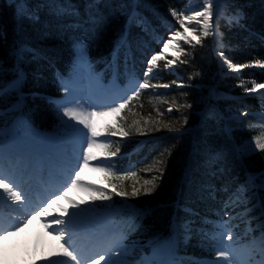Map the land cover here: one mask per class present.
<instances>
[{"label": "trees", "instance_id": "1", "mask_svg": "<svg viewBox=\"0 0 264 264\" xmlns=\"http://www.w3.org/2000/svg\"><path fill=\"white\" fill-rule=\"evenodd\" d=\"M28 1H26L28 3L27 11L24 12L25 16L22 18L23 30L19 34L22 38L18 42L14 20L18 21L17 19L21 18L22 15L18 18L14 9L8 7L5 0H0V62H3L5 69L8 70L5 76L10 75L13 68L10 67L11 63L8 58L15 45L20 44V47L26 52L36 53L37 56L45 60V48L56 43L57 40L55 39L59 37V32L51 21V18L54 17L53 13H56L54 6L59 3H54L49 10L47 8L45 13L38 14L40 12L33 9L35 0ZM131 1L126 3V9L132 6L130 5ZM147 1L151 6L146 9L149 11H146L145 14L154 26L160 24L161 18L166 17L169 10H179L183 2L182 0ZM226 1L227 3L224 4L225 11L230 15L239 16L240 20L238 24L231 27H227V24L219 27L223 44L221 50L232 63L248 65L244 67L246 70L241 74V78L236 80L234 77L219 73L218 62H216L213 51H211L213 44L211 39H202L201 44L193 42L192 45L181 46L184 51L179 53L180 59L187 61V63H176L177 73L181 80H178L173 74L166 75L162 71L160 79L154 80L153 85L170 86H151L150 91L139 94L136 99L130 102L129 107L123 110V121L121 118L117 121V127H123L124 130L130 132V135L128 137L114 136L116 147L119 145L122 150L132 151L137 146L134 144L139 143V141H150L143 152L144 155H140L143 167L141 172L135 177L121 182L113 179V183H111L112 187L113 184H119L131 192L133 184L140 188L145 180H154L155 188L151 194L145 195L141 191L139 196H127L140 207L150 208L154 211L148 222L149 228L150 226L152 228L150 232H154V230H159L161 233L166 232L170 223L169 220L174 216L172 215V206L174 205L173 202L176 201L177 186L182 185L183 188V195L177 199L179 201L176 213L178 218L184 219L188 213H202L203 215L220 213L224 207L223 198L215 199L209 195H213L215 192L227 198L225 186L229 190H234L245 183L248 173L264 170V151L255 148L256 138H264V119L259 120L253 116H248L240 122L229 121V129H231L233 136L230 140L223 130L220 119L225 111L224 107L228 104L227 101L209 99V95L213 96L215 92H222L230 96L242 95L246 92V88L253 87L251 82L264 84V69L256 70V66H259L257 61L264 64V0ZM66 2H72L69 4L78 7L76 14L67 15V18L76 20L79 18L78 20H85L91 26V32L88 33L92 34L91 37L94 38L95 43L92 46L88 45L87 48L89 47L90 53L97 56L98 60L101 61L99 67L105 71L108 58L114 49L120 45L118 41L121 40L123 30L126 28V17L123 16L122 19L118 20L112 10H106L105 7L98 5L95 9H81L82 0H66ZM32 9L34 10L32 13L38 16V19H33V21L27 17V13ZM92 14L95 15L96 19L92 17ZM48 15L49 20L47 19ZM62 19L56 21L62 24H67L70 21L63 22ZM152 19L156 22H153ZM50 23L53 26H50ZM146 43H148L147 39ZM73 44L74 42L67 41L66 45H56L54 51L56 57L59 58L61 54L68 57L70 55L68 49ZM23 58L20 62L23 61ZM66 61L59 66L64 65ZM42 64H45V61L43 62L42 59L38 58L34 61L33 67L30 68L28 64L27 68L31 70L30 81L35 87L33 91L47 94L49 84L48 81H45L46 75H44L47 72V64L45 66ZM159 65L160 68H164V61H160ZM216 79L220 80L218 85L221 88L209 93V89L214 85ZM174 81L175 83H173ZM242 82L244 87L240 88ZM208 102L209 105H206ZM187 105L191 107H187ZM257 105V101L254 99L245 103L229 102L230 109L238 112L251 110ZM0 106L2 107L1 104ZM169 108L172 109L171 112L168 111ZM205 108L208 112L213 113L214 117L212 119L207 118L195 141L196 147L190 164L195 176L193 175L192 179L187 176L185 182H181L183 180L181 173L184 170L192 144L190 141L191 133L188 130L185 132V129L195 126L198 121V112ZM216 109H218L220 118L215 116ZM47 110L48 107L41 103L34 109V113L42 117H39L38 121L44 124L48 123L51 116ZM185 118L187 123H185ZM218 137H223V139L221 138L223 142L217 143L215 140ZM241 151L245 153L242 158ZM146 152L149 153L146 154ZM215 153H222V159L219 162L209 164L208 157ZM203 165H212L213 169L204 170L201 168ZM157 169H161L163 175ZM218 172V178L212 175V173ZM251 195L253 194H250V191L246 193L245 205L235 209H227L229 216L235 219L241 228L247 218L252 219V221L255 220V216L264 219V208L257 207L255 205V202L258 201L257 196L251 199ZM258 195L261 204L264 203V190L260 189ZM202 201H206L204 204L207 206L212 204V207L208 210L198 209V205ZM245 206L249 209L247 214L244 211Z\"/></svg>", "mask_w": 264, "mask_h": 264}, {"label": "snow or ice", "instance_id": "2", "mask_svg": "<svg viewBox=\"0 0 264 264\" xmlns=\"http://www.w3.org/2000/svg\"><path fill=\"white\" fill-rule=\"evenodd\" d=\"M212 3L217 5V9H219L220 0H209L208 3L202 5V10L192 9L190 7L177 9H171L170 15L175 18L176 22L181 26V28H187L189 25H186V21L195 22L191 25V31L194 34L195 44H201V37H207L209 35H213L217 38V42L219 43L220 38L222 37V33L219 31V24H213L212 17ZM89 4L91 7L97 6V0H89ZM188 12L190 14L186 15ZM57 14L60 15H75L76 12L74 9L70 7L69 3H65L63 5H59L57 7ZM24 15V13H22ZM27 17L29 19H38V16L35 13L28 12ZM138 20L141 21V27L147 31V28L144 25L143 18L137 17ZM232 20H237L236 17H233L228 21V23H232ZM238 23V20H237ZM199 32V35L196 33ZM177 37H181L184 43L188 45L193 44V40L189 39L187 35L182 33L179 29L175 28V26H170L165 35L159 36L156 39V43L161 45L160 51L152 50L150 54L144 59V63L146 64V69L143 71V82H139V78H137V83L132 89V94L127 95L126 97L121 98L122 102L116 103L114 106H106V110L104 111H96V110H87L84 105L76 104V107H68L66 105L62 106L64 108L63 115L70 117L72 120H75L78 125H82L83 127H77L76 125H70V127L79 133L82 136L80 151L76 157V163L72 166V171L69 172L68 179L64 182L61 188L52 194V196L48 197L43 203H41L38 207L32 209L31 212L24 214L23 220L18 221L14 228L16 231L20 230L21 225L29 219L33 213L35 216L45 218L47 214V208L45 204L49 206L51 204H56V202L60 199H66L67 197L63 194L64 189L67 188L69 191L76 187H85L94 190L98 195L92 197V200H110L111 195L102 188H95L92 185L84 184L81 181L80 173L87 167L93 166L96 171L102 172L106 177H111L117 181H123L129 179L131 177H135L136 173L132 171H128L122 174H117L116 165L113 163V158L117 157L120 149L116 148L115 151H110L111 141L107 139L105 136L104 139H101L102 132L101 129L97 126V121L105 116L109 115H119L122 110L129 107L130 102L139 96L140 91L152 87L162 86L169 87L170 85H150L149 81L153 78V74L157 70L158 63L160 61H164V68L170 69L175 63H187V61L181 60L180 56L177 55L169 59L166 53L163 51L168 48L170 44L176 45L175 51L178 53H182L184 50L179 47L181 44L180 39H176ZM126 39V38H125ZM15 52L22 54L23 48L18 47L14 49ZM219 58L222 60L224 64L227 65L228 69L233 70L236 73H239L242 68L247 67L248 65H237L232 63L227 57L224 56L223 51L219 52ZM260 67H264V64H261L259 61L256 62ZM7 69H5L3 62H0V97L15 94L19 92V87L22 84L23 72L15 65L12 69L13 79L8 81L5 78L7 73ZM175 83V81L173 82ZM243 85V82H242ZM257 89H264V84H256L253 82L252 88H246L245 91L249 93L256 92ZM262 97H264V93H260ZM69 103H75V101H70ZM187 107H191L187 105ZM169 112L172 111L171 108L168 109ZM123 117H121V121H123ZM185 123H187V119L185 118ZM87 130V131H85ZM139 131V128H137ZM187 129H185V132ZM228 131V129H226ZM105 132L110 136H120V137H128L130 135L129 131L124 130L123 127L116 126H105ZM255 148L264 151V138L257 137ZM100 150V154L98 155L96 151ZM241 158L243 154L241 153ZM222 153H215L208 157L209 164L219 162L222 159ZM95 162V164H93ZM76 169H79L78 171ZM161 175H163V171L161 169H157ZM113 179H110L109 182L113 183ZM155 179V178H154ZM8 180L9 182H5ZM14 181H11L10 178L5 177L2 173H0V200L4 198L5 194H8L10 198L16 203H23V197L19 191H13ZM151 185V186H149ZM259 185L261 190H264V170L257 173H248L246 175V180L244 184L239 185L234 190H229L227 186H225V192L227 193V199L223 202L225 209H235L240 207L241 205H245L247 201L246 193L249 191H255ZM18 187V186H17ZM155 184L153 181L145 180L143 185L140 188H137L135 184L132 186V191L129 192L125 190L119 184H113V191L116 194L127 197L131 196H139L141 191L143 194H151L154 191ZM119 189V191H117ZM73 209H80L81 203H77L76 201H69ZM261 207L264 208V203L261 204ZM245 214L249 211V209L245 206L244 208ZM63 216H52L46 222V228L50 229L51 232L56 233V238L60 241H63L61 244V248L63 249L62 253L59 255L63 257V259H55L49 260L48 264H101V261H104V264H132V262L128 259H120L119 257H115L112 254L111 248H105L97 253H95L92 257L86 259L81 256L80 252L75 248L73 239H72V231L70 230V224L74 215H77L75 212H70L68 208L62 209ZM65 217L68 219L66 220ZM227 227V224L224 225ZM11 234L10 229L3 228L0 226V238H4L7 235ZM227 236L228 240L232 239V234L230 231H221L220 233V242L223 243L224 236ZM67 237V238H66ZM262 246H264V236H262ZM219 257H227V253L218 249ZM107 257V259H106ZM209 264H228L226 260H216L210 261Z\"/></svg>", "mask_w": 264, "mask_h": 264}, {"label": "bare ground", "instance_id": "3", "mask_svg": "<svg viewBox=\"0 0 264 264\" xmlns=\"http://www.w3.org/2000/svg\"><path fill=\"white\" fill-rule=\"evenodd\" d=\"M26 1L27 0H5V4L8 7H12V9H14V11L20 17L22 13L27 11L28 3H26ZM65 1L66 0H51V2H49V0H35L34 1L33 9L36 10V12H40L38 14L45 13L47 8L49 10L50 6H53L54 3H59V4H55L54 7H56L55 9L56 13L55 14L53 13L54 17L51 18V21H53L54 23V27H56V29L59 32L58 34L59 37L55 39L57 40L56 43H54L49 48H45L44 50V58H46V62H47L46 63L47 72L45 75L54 74L57 71H65V72L73 71L75 73H78V69L80 65H79V61L76 59H74V61L73 60L66 61L64 65L59 66L65 60H67L68 57L67 55L61 54L59 58H57L54 53L56 45H63V44L66 45L67 41H71V42L80 41L89 46L90 45L92 46L95 43L94 38L91 37L92 34L88 33V32H91V26L88 25L85 20H78L79 18L77 20L69 19V17L68 18L66 17L67 15L57 14V7L59 5L65 4ZM128 1L130 0H111V2H108V0H97V5L99 7L100 6L103 8L105 7L106 10H112L114 13V16H116V19L120 20L123 18L122 16L124 15L123 9ZM80 4H81V9L88 7V5L91 6L89 4V0H83ZM130 5H132V6H129L131 10L143 11V13H145L146 11H149L146 9L148 7L150 8L151 6V4L147 0H132L130 2ZM129 13L131 14V11ZM23 16H25V14L22 15L21 18L18 17L19 18L17 19L18 21L14 20V26L16 27V34H17L16 37H17L18 42H19V39L22 38L20 37L19 34L23 30V27H22L23 26L22 25ZM226 16L228 15L226 14ZM92 17L96 19L94 14H92ZM137 17L138 15L135 16L136 19ZM47 19L49 20V15ZM60 19H62L63 22H66V20L68 21L70 20V21L67 24H62L56 21ZM31 20L33 21V19ZM152 21L156 22V20L154 19H152ZM50 26H53V24H51ZM158 31L160 33H165V31L163 30H158ZM96 33H97V30H96ZM138 36H140L139 33H138ZM144 39L146 38H143V40ZM140 41L136 42L135 45L143 46V43ZM118 42H121L124 44L123 39L119 40ZM144 43H146V41H144ZM172 45L173 44H171L170 46ZM18 47H20V44L15 45L13 49L11 50L10 56L8 58L9 62L11 63L10 67H13L14 65L16 66L17 63H19L21 60L18 58L20 57V55H18L19 53L14 51V49ZM168 48L170 49V47ZM168 48H166V50H169ZM33 65H34V62L30 63L29 67L31 68L33 67ZM42 65L45 66V64H42ZM65 79H68V78H65ZM203 121H205V119H203ZM187 130L190 131L191 134L196 132L199 135L201 132L199 129L197 128L194 129L193 127ZM221 138L223 139V137ZM221 138L218 137L215 141H217V143L223 142ZM190 141H192L191 138H190ZM211 166L212 165H208V166L203 165V167L201 168L204 170L205 169L208 170L210 168L213 169V167ZM181 175L188 176V178L192 179V177L195 176V173H194V170H191V167H190L189 169L184 170L181 173ZM84 178H86L87 180H90L92 183L96 182L95 177L91 176V174L84 176ZM12 181H14V183L17 182V175L14 177V180ZM70 193L71 194H69L66 199L58 200V202H56L58 205L51 204L50 206H48L47 214H46L47 217L41 218V217L35 216L34 214L29 219H27L26 222H24L21 225L19 231H11V234L5 237L6 243H4L0 239V264H43V263L48 264L49 260L63 259L59 255L61 253L60 250L58 249L60 246H58L56 239L54 237L52 238L48 236L44 232L43 228H40V226L38 225V220H40L42 225L46 227L45 225H46L47 220L50 219L52 217V214L54 213L59 215L60 214L59 210L68 208L69 210L72 209L79 213L81 209H84V208L86 209L87 207L92 206L89 199L85 197V193H84V190H82V188L79 187V189H76V188L71 189ZM216 196L219 197L220 194L216 193ZM6 199L3 198L2 200H0V205H1L0 208H2L3 213L7 215V216L3 215L2 218L0 217V226H2L3 228L5 227L6 229L13 230L12 228H14V225L18 221L23 220L24 216L21 215L22 212L19 209L21 208V206L8 205L4 203ZM69 201H76L77 203H80L83 201L86 203H81L80 209H73ZM13 204L15 205V203ZM19 215H21L22 217ZM3 223L5 224V226L3 225Z\"/></svg>", "mask_w": 264, "mask_h": 264}, {"label": "rangeland", "instance_id": "4", "mask_svg": "<svg viewBox=\"0 0 264 264\" xmlns=\"http://www.w3.org/2000/svg\"><path fill=\"white\" fill-rule=\"evenodd\" d=\"M77 1V0H76ZM186 2H185V4L183 5L184 6V8H186V7H190V8H192V9H196V10H202V5H204V4H206V3H208L209 2V0H185ZM227 3V1L226 0H220V5H219V9H217V5L215 4V3H212V12H213V17H212V21H213V24L215 25L216 23H218L219 21L221 22V26L220 27H223V25L224 24H227V27H231L232 25H236V24H238L237 23V20H238V22H239V17L238 16H233V15H230V14H228L226 11H225V6H224V4H226ZM30 9H31V7H30ZM32 11H34L33 9L32 10H30V12H32ZM186 15H188V14H190V13H188V12H186L185 13ZM226 14L228 15V16H226ZM15 15H17L18 17H19V15L15 12ZM122 16H125V15H122ZM226 16V17H225ZM233 17H236L237 18V20H232V23H228V21L230 20V19H232ZM225 18H227V19H225ZM186 23V25H189V27L187 28V30L185 29V28H181V26L179 27L180 29V31L182 32V33H184L185 35H187V37L189 38V39H192L193 40V42H195V39H194V34H193V32L191 31V25H193L195 22H188V21H186L185 22ZM222 23H223V25H222ZM200 33L199 32H197L196 33V35H199ZM202 38V37H201ZM176 39H180L181 40V44L179 45V47L181 48V46H184V45H187V46H189L188 44H186V43H184V41H183V39L181 38V37H177ZM26 43V42H25ZM171 45V44H170ZM169 45V47H170V49L169 50H166V49H164L163 51L166 53V55H167V57L169 58H173V57H176L177 55H179V53L177 52V51H175L174 49H175V47H176V45H172V46H170ZM221 47V46H220ZM224 54V53H223ZM224 56H225V54H224ZM226 57V56H225ZM35 61L37 60V59H34ZM222 64H223V68L225 69V71H228L229 73H233V74H235L236 76L238 75V73H236V72H234L233 70H231V69H228V67H227V65L226 64H224L223 62H222ZM258 68H260V67H258ZM170 70V69H169ZM241 70H244L243 68L241 69ZM240 88H243L244 87V85H240L239 86ZM262 91H264V89H257L256 90V92H253V93H248V95H260V93L262 92ZM106 119V117H102V118H100L98 121H100L101 123H102V121L103 120H105ZM65 120H67V118L65 117ZM97 121V122H98ZM5 131L6 130H3V131H1L0 132V138L1 139H3L4 138V135H5ZM95 174H97V180L98 181H101V178H102V172H99V171H97V172H95ZM101 186H103V185H101ZM109 191V190H108ZM110 192V191H109ZM90 193H92V192H90ZM93 195V194H92ZM92 195H90V200L92 199ZM2 241L4 242V243H6V240H5V238H2ZM261 257L264 259V253L261 255Z\"/></svg>", "mask_w": 264, "mask_h": 264}]
</instances>
